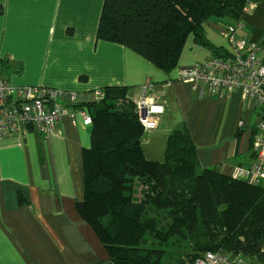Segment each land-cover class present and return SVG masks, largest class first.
I'll return each instance as SVG.
<instances>
[{"label":"crops","instance_id":"obj_1","mask_svg":"<svg viewBox=\"0 0 264 264\" xmlns=\"http://www.w3.org/2000/svg\"><path fill=\"white\" fill-rule=\"evenodd\" d=\"M102 5L103 0H0V82L74 93L78 104L106 86L126 87L134 103L149 81L148 104L164 110L154 114L156 127L142 134L147 159L162 161L168 134L181 130L196 146L198 169L217 167L230 176L235 166L247 165L260 112L255 101L238 89L212 94L180 79L183 69L211 52L189 35L176 67L164 72L122 44L97 38ZM240 19L244 26L237 36L259 46L264 56V0L253 1ZM225 25L208 21L203 31L229 59ZM90 128L76 115L75 124L63 117L49 134L27 125L19 135L0 137V264L108 263L76 208L84 195Z\"/></svg>","mask_w":264,"mask_h":264},{"label":"trees","instance_id":"obj_2","mask_svg":"<svg viewBox=\"0 0 264 264\" xmlns=\"http://www.w3.org/2000/svg\"><path fill=\"white\" fill-rule=\"evenodd\" d=\"M253 1L103 0L96 36L164 72L176 67L189 35L211 57L228 60L208 43L203 26L233 24ZM101 91L102 99L73 105L86 107L92 119L89 125L81 121L91 128L83 150L84 195L76 208L104 247L107 264H163L171 238L196 240L194 250H221L264 264V187L217 167L198 170L196 146L181 130L168 134L162 161L147 159L144 129L126 87ZM149 208L163 211L164 218L150 215Z\"/></svg>","mask_w":264,"mask_h":264},{"label":"built area","instance_id":"obj_3","mask_svg":"<svg viewBox=\"0 0 264 264\" xmlns=\"http://www.w3.org/2000/svg\"><path fill=\"white\" fill-rule=\"evenodd\" d=\"M249 2L242 13L246 12ZM244 25L239 19L227 24L222 30L223 37L232 48L231 58L209 57L195 62L180 73V79L193 87L203 85L212 94L219 90L232 92L239 90L243 98L254 100L259 108V119L251 134L249 146L251 158L247 165L235 166L230 177L247 184L264 187V56L260 47L249 39L240 38L236 31ZM143 97L134 102V112L144 130L156 127L155 112H151L145 93L151 90L152 83L142 86ZM220 92V91H219ZM95 100L103 98L101 89L93 92ZM66 99L64 105L59 99ZM77 96L74 93H61L58 90L37 86L14 87L6 81L0 82V137L20 134L27 125H33L40 133L49 134L57 121L63 117L75 124L76 115L84 125L92 122L86 107H74ZM145 121L142 123L141 121ZM155 127H148L149 124ZM193 264H251L250 259L221 250L205 251L198 255Z\"/></svg>","mask_w":264,"mask_h":264},{"label":"rangeland","instance_id":"obj_4","mask_svg":"<svg viewBox=\"0 0 264 264\" xmlns=\"http://www.w3.org/2000/svg\"><path fill=\"white\" fill-rule=\"evenodd\" d=\"M139 191L140 189L138 190L136 195L137 197L140 198L141 196H140ZM147 213H150V215L158 214L161 220L165 216V213L163 211H156L154 208H149L147 210ZM171 239H172L171 243L167 247L164 248L165 255L162 259L163 264H175L178 261H181L182 264H192V260L194 256L197 257L203 252L207 251V250L205 251L204 250H194V242L196 240L179 239V238H171ZM250 263L256 264L255 261L251 259H250Z\"/></svg>","mask_w":264,"mask_h":264},{"label":"clouds","instance_id":"obj_5","mask_svg":"<svg viewBox=\"0 0 264 264\" xmlns=\"http://www.w3.org/2000/svg\"><path fill=\"white\" fill-rule=\"evenodd\" d=\"M148 103L149 104H151L152 103V101H151V99H149V101H148ZM163 107L162 106H157V107H152L151 109H150V111L151 112H163ZM142 123H145V121H141ZM148 127H155V124L153 123V124H149V125H147Z\"/></svg>","mask_w":264,"mask_h":264}]
</instances>
